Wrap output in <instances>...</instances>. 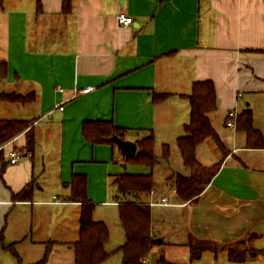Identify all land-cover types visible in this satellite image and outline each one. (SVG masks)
Masks as SVG:
<instances>
[{"label":"crops","instance_id":"obj_1","mask_svg":"<svg viewBox=\"0 0 264 264\" xmlns=\"http://www.w3.org/2000/svg\"><path fill=\"white\" fill-rule=\"evenodd\" d=\"M62 1L40 0L39 8L36 0H0V121L32 125L6 148L24 157L0 176V264H36L49 243L46 264H75L70 244L79 238L80 204L66 202L75 175L86 176L95 207H116L115 218L93 214L107 225L110 245L109 224L119 218L111 176L131 163L116 146L87 143L83 123L111 121L136 144L153 135L156 155L184 136L186 97L203 81L215 86L209 117L224 150L208 139L196 158L221 165L195 202L177 198L170 174L159 183L154 177L147 201L163 196L172 206L151 209L152 237L161 241L151 255L155 264H264V149L247 148L245 134L225 125L228 112L249 108L264 136V0H72L68 14ZM120 13L134 24L119 27ZM6 94L30 99L9 102ZM154 94L169 97L155 103ZM207 141L211 154L201 151ZM178 157L176 168L159 159L155 167L186 176L179 150ZM46 175L54 178L48 190ZM29 184L30 201H15L12 194ZM231 251L244 260L231 261Z\"/></svg>","mask_w":264,"mask_h":264},{"label":"trees","instance_id":"obj_2","mask_svg":"<svg viewBox=\"0 0 264 264\" xmlns=\"http://www.w3.org/2000/svg\"><path fill=\"white\" fill-rule=\"evenodd\" d=\"M166 1V0H165ZM40 8V0H36ZM64 13H70L72 0H63ZM5 101L26 103L28 98L16 94L2 96ZM169 95L154 94L155 103H161ZM190 108L189 122L184 126V136L177 141L183 166L188 175L172 174L170 185L178 199L183 202H195L204 189L210 184L218 173L220 163L211 167L202 166L197 158V148L206 140L215 141L221 151L224 150L219 137L212 126L209 115L216 110V90L211 81L195 82L191 93L186 97ZM30 126L23 121H0V146L9 140L24 133ZM236 130L245 134L246 147L249 149H264L263 133L254 127L253 114L248 108L238 115ZM31 130L27 132L30 134ZM126 130L121 129L111 121H87L83 123L82 134L90 145L116 146L111 138L117 136L123 138ZM33 137L28 136L27 148H32ZM137 154L134 159L125 160L131 165L154 168L158 163L155 155V139L153 135L141 138L137 141ZM29 149V150H30ZM7 151H0V176L4 173L9 161L6 158ZM169 147L163 146L162 159L168 161ZM111 186L116 189L115 202L118 205L119 220L125 235V243L114 253L106 251L105 246L109 241V230L105 223L93 219L95 204L87 197V178L83 175H75L67 185L70 195L66 202L80 204L79 238L70 247L75 253V264H103L113 254L122 253L123 264H143L152 254L158 241L152 237L151 209L147 203L151 193H155V180L152 174L137 175L123 173L111 176ZM33 185H27L21 192L12 194L15 201H30ZM54 243L46 246L43 258L36 264H46L49 260ZM12 249V246L10 247ZM18 259L17 253L11 250ZM202 251V250H201ZM201 251H193L191 260H197ZM233 262L244 260V254L230 252ZM161 262V261H160ZM19 264L20 261L18 262Z\"/></svg>","mask_w":264,"mask_h":264},{"label":"rangeland","instance_id":"obj_3","mask_svg":"<svg viewBox=\"0 0 264 264\" xmlns=\"http://www.w3.org/2000/svg\"><path fill=\"white\" fill-rule=\"evenodd\" d=\"M216 125H218V124L216 123ZM206 144L207 145H204V147H203V149L201 151L204 152L205 154H206V152H208V154H211V152L208 150V146H209V144H211V141H207ZM169 146H170L169 148L171 150L170 160L166 161V160H163L162 158H159L162 155V152H161V149H159L158 147L156 148V155L158 156V159L160 160L159 163L162 162V165H165L166 168H167L168 164L171 165L172 163H173L172 166H175V168H176L178 166L177 163L179 162V157H178V150L179 149H178V145L176 146V143H173V144H169ZM212 153H213V155L215 154V152H212ZM200 157H201V154H200ZM204 158H205V156H203V159ZM119 161H120V159H119ZM207 163H209V162H207ZM123 164H122V166H123ZM207 165H209V164H207ZM119 169L121 171L123 170L124 173H128V174L138 173V174L148 175V174L153 173L154 174V177H155V180L158 183L161 180V175H166L167 176V175L170 174V176L168 178L169 181H170V177L172 175V172L169 171V169H168V171L165 172V171L159 169L158 166H157V168L156 167H154V168H148V167H143V166L131 165L130 167H128L127 170H124L121 167V164L119 163ZM164 172H165V174H164ZM47 174H49V173H47ZM53 179L54 178H52V176H49V175H46L43 178V181H45L43 184L46 185L47 190L49 188H51V186L53 184ZM111 187H112L111 190L114 193L115 192L114 191L115 188L113 186H111ZM95 209H96V213H95L96 216L95 217H97V219H98V217H100V215L102 217H112V218H115V215H116V207L115 208H109V207L96 206ZM117 214H118V212H117ZM109 226H110V231H111V236H112L113 241L110 242V245L107 243V245L109 247V251H107V250L106 251L110 253V252H113V251L115 252L118 248H120L122 245H124V243H125V235H124V232H123V228H122V226H121V224L119 222L118 216H117V222L114 223V224L112 222V224H109ZM107 245L105 246V249H106ZM37 255H38L37 253L36 254H33V257H39ZM112 256H113V258L107 264H119L120 260H121V264H123V256H122V253H115ZM147 261H149V264H155L154 263L155 262V256L154 255H151L148 258Z\"/></svg>","mask_w":264,"mask_h":264},{"label":"built area","instance_id":"obj_4","mask_svg":"<svg viewBox=\"0 0 264 264\" xmlns=\"http://www.w3.org/2000/svg\"><path fill=\"white\" fill-rule=\"evenodd\" d=\"M117 23L119 27H127V26H131L134 24V20L132 17H129L123 13H120L117 16ZM93 91V88L88 87L85 88L84 90H82L81 92L75 90L73 95H77V94H88L89 92ZM61 92H63L61 90ZM237 115L234 111L228 112L227 114V118H226V122L225 125L228 128H233L236 129V121H237ZM32 125H30L25 132H28L31 129ZM15 141V138L9 140L8 142H6L4 145L0 146V151L4 150L6 151V148L8 146H10L13 142ZM24 157V153L18 149L12 148L7 152L6 158L9 161V164L11 165H16L22 158ZM28 157H31L30 154H28ZM151 196H154L155 193L152 192L150 194ZM150 207H160V206H172L170 200L168 197H160L156 200H150L147 203ZM143 264H146V261H143Z\"/></svg>","mask_w":264,"mask_h":264},{"label":"water","instance_id":"obj_5","mask_svg":"<svg viewBox=\"0 0 264 264\" xmlns=\"http://www.w3.org/2000/svg\"><path fill=\"white\" fill-rule=\"evenodd\" d=\"M111 141L116 145L119 151L117 157L122 156L125 160L134 159L136 157L138 146L135 142H130L117 136H113ZM123 167L126 168V164H124ZM158 242L161 243V241Z\"/></svg>","mask_w":264,"mask_h":264}]
</instances>
